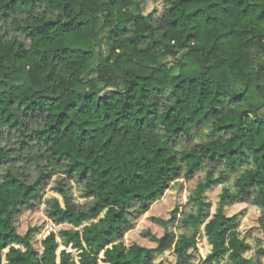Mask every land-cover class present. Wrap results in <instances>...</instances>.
<instances>
[{
  "label": "trees",
  "instance_id": "16d2710c",
  "mask_svg": "<svg viewBox=\"0 0 264 264\" xmlns=\"http://www.w3.org/2000/svg\"><path fill=\"white\" fill-rule=\"evenodd\" d=\"M107 2L103 9L99 0H0V142L18 145L0 147V170L17 168L0 172V264H58L59 239L80 252L77 263L64 251L60 264H154L176 234L165 231L153 248L127 245L125 236L139 219L128 210L140 204L145 215L175 184L196 181L206 165L227 161L231 173H240L233 185L237 192L224 190L217 197V211L204 228L213 245L204 263L219 262L237 248L240 215L226 217V208L257 207L264 229V62L258 72L245 64L247 50L264 47V0H164L161 15L147 16L139 14L144 0ZM9 24L32 46L15 36L6 41ZM108 25L109 56L92 69L99 83L86 81L95 55L91 41ZM175 32L182 35L180 42L173 39ZM185 48L172 69L156 60ZM55 69L60 76H52ZM165 99L170 103L162 113ZM193 120L197 128L210 130L190 148L200 139L189 130ZM45 155L51 164L38 163ZM21 159L37 162L39 175L33 179L21 171ZM211 177L209 172L195 182L183 207L195 199L196 216L181 220L176 208L167 221H153L165 227L203 224L213 207L208 196L228 180ZM47 189L53 196L43 200ZM74 189L84 204L73 203ZM42 205L58 229L39 248L32 238L44 226L21 236L14 225L21 226L20 217ZM197 234L176 240V264L196 248ZM13 243L25 250L9 248ZM229 258L252 264L241 261L239 250Z\"/></svg>",
  "mask_w": 264,
  "mask_h": 264
},
{
  "label": "clouds",
  "instance_id": "9594fccd",
  "mask_svg": "<svg viewBox=\"0 0 264 264\" xmlns=\"http://www.w3.org/2000/svg\"><path fill=\"white\" fill-rule=\"evenodd\" d=\"M133 7H135V5H133ZM164 7H165L164 0H144V2L139 3V9H140L139 14L143 15V16H147L149 13L152 12L153 9L163 10ZM11 29H12L11 24H9L7 26V28L4 29V31L9 32V36L5 38L6 41L11 40L13 38V36H15L17 39H19L20 41H22L25 44V47H31L32 46L33 41L31 39L25 40V37L23 35H19L18 33H13L11 31ZM98 31H99V35H97L91 41L92 44L95 45V49H94L95 55L93 57L94 62L90 66V69L87 70L85 73L86 81H93L95 83H99V81H97V79H96L99 74L95 71H92V69H95L96 65L101 63V61L104 59V57L107 56V51H105V44L102 40V37L105 35V33L103 31H100L99 29H98ZM0 37H3L2 31H0ZM262 44H264V41H262ZM187 51H188L187 48L181 49L178 51V55H176V56L165 55L162 57H157L156 60L158 63H167V67L169 69H172L173 63L175 61L179 60L180 57L183 56L184 52H187ZM260 62H264V47H256L254 49L247 50V54L245 56V64L249 70H255L258 72L259 71L258 64ZM178 72H179V69L177 68V69H175V71L172 72V75H175ZM261 82H264V80H262ZM109 87H111V85ZM120 88L123 89L124 85L121 84ZM108 90L109 89H105V91H108ZM99 95L103 96L104 92L101 91L99 93ZM262 102H264V101H262ZM168 103H170V100H168V99H165L164 101H162V105L160 108V111L162 113L167 111V108L165 107V105H167ZM261 112L264 113V109H261ZM41 126H43V125H41ZM188 127L194 136L200 137V139H195L193 141V144L191 146H189L190 148L193 147L195 144L201 143V140L203 138L204 133H206L210 130L206 126L203 128H197L195 120H193V122ZM161 132L163 133V129H161ZM0 147H4L5 151H7L8 148L18 147V145H16L14 142H9L7 139H5L3 142H0ZM40 151H41V154H43L44 150L41 149ZM25 155L31 157L33 154L32 153H26ZM36 163L37 162H33L32 164L29 165L26 160L21 159L20 165H22L23 167H20V166H18V167H20L21 171H24V172L30 174L31 177L34 179L37 175H39V172L36 169ZM38 163H40L41 165L51 164L47 155H45V158L42 161H38ZM51 166L55 167V165H51ZM6 171H12L13 173H15L17 171V168H6V169L0 170V172H6ZM209 172L212 173L211 178H219L222 175L225 177H228V180L226 182L220 183L219 185L215 186V191L210 196H208L209 200L211 201V203L213 205V207L211 209L207 210L211 213V215H209L207 217V219L204 221L203 224L195 226V227L189 226L188 228H184L183 224H178L175 227H173L172 225H167L166 227L165 226L157 227L156 225H151V227L154 229L152 231V235L157 238V243L150 244L149 245L150 247H157L158 246L159 239H160V237H162L165 234V231H167L169 233H175L176 234V236H175L176 240H179L182 235L185 238H191L193 233H198L196 236V239H197L196 248H201L202 252L205 254L207 252L211 251L213 245L208 242V237L204 234V228L214 218V215L217 211L216 205H217L218 201H217L216 197H219L220 194L224 190H227L229 193L237 192V188L233 187V185L235 184L240 173H236V174L231 173L228 169V162L225 161V163L220 165L219 167H216L215 165H206L202 171H199L197 173L196 181H194V182H203L204 178L208 176ZM59 177H60V173L57 172V178H59ZM0 182H2V181H0ZM25 182L30 183L31 181L28 180ZM186 191H187V188H186ZM74 193H75V189H74ZM205 195H207V193ZM47 198L48 197H46V199ZM57 199H59V197H57ZM170 199L174 203H179V204L185 203V201L183 199H180L177 202L174 196L170 197ZM73 203L77 204V205H81V204H84L85 201L81 200L79 198V195H77L76 199L73 201ZM249 206L250 205H247V204H235L230 209L226 208L223 212V215H225L226 217L235 215L242 208L249 207ZM60 207H64L63 201H61ZM154 207L155 206H153V208ZM198 208H199V205L195 202V199H194L193 203L188 204L187 208L181 209L180 219L181 220L187 219L188 215L196 216L198 213ZM87 210L88 209L86 207L80 209V211H87ZM141 210L142 209H141L140 204H137L136 207L128 210V211L133 212L139 216L138 220L132 221L133 223H137V224H143L144 223L146 217L143 215H140ZM170 210L171 209L169 208V211ZM251 210H252V212H255L257 214V216H259L260 213H259L258 208L252 207ZM105 211H107V210H105ZM149 215H158V213H156L155 211H152L149 213ZM40 216H43V213H40ZM46 219H47V217H44V220H46ZM129 219H131V218H129ZM163 219L165 221H167L168 219H170V217L168 215H165L163 217ZM20 220H21V226L14 225V227H16L17 233H19L21 236H23L24 232H25V227L23 226V222L31 220L32 222L27 225L30 227H36V226H38V224L43 223V220L40 219L39 216L33 218V217H31L30 213H25L23 216L20 217ZM253 222H255V221H253ZM49 223H51V222H49ZM91 223H95V221H93ZM83 226L84 225H82V227ZM251 226H252V224L248 223L245 220V222L242 224V226L235 230L237 248L236 249H229L228 256H231L232 251L239 250L241 261L249 260V261H252V264H264V254L259 255V256L257 255L258 252L264 250V229H262L259 233L253 234V236L251 238L245 239V230H246V228L251 227ZM256 227L259 228L260 225L256 224ZM38 239H40L39 236H35V235L33 236L32 243H33L34 247L37 246L35 242ZM257 239L260 241L259 244L256 243ZM241 242L245 246H250V247L247 248L246 250L240 249L239 244ZM144 243H147V241H144ZM224 246L225 247L228 246L227 241H225ZM108 247H111V245H109ZM175 247H176V244L174 242L172 245L173 250L175 249ZM9 248H19L21 252H23L25 250L24 246L22 244H18V243L10 244ZM196 248H190L187 250L189 256H192V255L195 256V259L189 261L188 264H200L201 252H197ZM106 250L107 249H105V251ZM164 256L167 257L168 253L165 252ZM169 259H171L173 261V264H175V261H176L175 256H171V257H169ZM4 264H7L6 260L4 261ZM100 264H102V261L100 262ZM157 264H159V262H157ZM221 264H230V261L225 259L224 261L221 262Z\"/></svg>",
  "mask_w": 264,
  "mask_h": 264
},
{
  "label": "rangeland",
  "instance_id": "374dc122",
  "mask_svg": "<svg viewBox=\"0 0 264 264\" xmlns=\"http://www.w3.org/2000/svg\"><path fill=\"white\" fill-rule=\"evenodd\" d=\"M100 4L102 5L103 9H106L108 6V2L107 0H99ZM165 3V2H164ZM164 11L161 9H153L151 13L157 14V15H161L162 12ZM150 14V13H149ZM100 24V22H96L94 24L93 29H95L98 25ZM112 27V25H108L105 30L104 33L105 35L102 37V40L105 44V51H107V56L104 57L102 64H105L106 59L109 56L110 53V43H109V29ZM92 33L90 34L91 37ZM90 37L89 38H81V43L83 42H88L90 41ZM172 37L174 40H176L177 42H180L182 35L180 33H173ZM92 42H91V46L92 47ZM57 46H63L62 42H58ZM61 75V72L57 69H55L53 71L52 76L53 77H58ZM195 182L194 181H187V180H182V182H180L179 184H175L171 190L167 193V195L161 199L160 201H158L156 204H154L153 206H155L153 208V206L151 207L150 211L148 213H146L145 216L146 219L144 221L143 224H135V227L129 231L126 236H125V243L127 245H133V244H140L142 246H146V247H150V244H154V242H152L151 238L149 236H147L148 234L152 235V231L154 230L151 225H156L157 227H160V225H158L157 223H155L153 221V218H162L165 215H168L171 218V213L172 211H174L176 208L179 209V212L181 213V209L185 206V204L187 203L188 200V195L190 193V190L193 189L195 187ZM187 188V191H186ZM78 189L75 190L74 196L76 197L77 195H79V198L83 201H85L84 199H82V197L80 196V193L77 191ZM53 190L52 189H47L45 194H44V198L43 200L46 199V197L50 198L53 196ZM215 191V190H214ZM213 191V192H214ZM212 192V193H213ZM210 193V195L212 194ZM51 194V195H50ZM174 196L176 201L178 202L180 199H183L185 201L184 204H179V203H174L170 197ZM217 199V197H216ZM238 204H246V203H238ZM250 205V204H247ZM234 206V205H233ZM232 206V207H233ZM46 205H42L41 209L38 210L39 212L36 213H30L31 217H38L40 219L43 220L42 224H38V226H44L42 231L38 234V236L40 237V239H38L36 241V245L37 247L40 248V244L41 241L44 240L47 236L50 235L51 232H56L58 228H56L53 224H50L48 221V219L44 220V217H46V212H45V208ZM232 207H228V209L232 208ZM252 205H250L249 207H244L241 210H239L236 214H239V228L242 226V224L245 222V220L252 224L251 227L246 228L245 230V239H249L253 236V234L255 233H259L261 231V228H257L256 224L260 225L259 219H260V210H259V216H257V214L255 212H252ZM169 208L171 209L169 211ZM257 208V207H256ZM155 211L156 213H158V215H149L150 212ZM40 213H43V216H40ZM235 214V215H236ZM255 221V222H253ZM32 221H25L23 222V226L25 227V232L24 234L28 231V229L30 228V226H27L28 224H30ZM131 234V235H130ZM150 238V239H149ZM60 241V247L59 250L57 251V263L60 264L61 262V256L62 253L65 251L67 253H70L72 256V259L74 261H76L77 263H79L80 261V252L77 251L76 249H74L72 246H64L61 244V239H59ZM144 241H147V243H144ZM176 243V240L173 241V243ZM172 243V245H173ZM257 244L260 243V241L257 239L256 241ZM172 245L168 248V256H160L157 258V260L154 262V264H157V262H159V264H173V261L171 259H169V257L174 256V250L172 248ZM153 248V247H150ZM200 252H201V257H202V261L200 260V264H206L204 263L203 258L208 254V252L205 254L202 252V249L200 248ZM264 254V250L260 251L257 253V255H262ZM195 259V256H187L184 258V263L183 264H188L189 261ZM225 259H227L228 261H230V264H233V262L230 260L228 254L219 262H214V264H221L222 261H224ZM176 264V261H175Z\"/></svg>",
  "mask_w": 264,
  "mask_h": 264
}]
</instances>
